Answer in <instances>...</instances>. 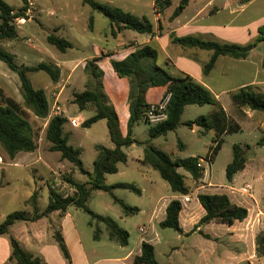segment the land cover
<instances>
[{"label": "rangeland", "instance_id": "obj_1", "mask_svg": "<svg viewBox=\"0 0 264 264\" xmlns=\"http://www.w3.org/2000/svg\"><path fill=\"white\" fill-rule=\"evenodd\" d=\"M6 1L16 9L24 4L22 0ZM33 1L34 3H28L30 17L33 16V19L27 24H20V36L17 39L1 41L2 46L15 53L19 63L27 65H36L44 61L54 65L60 63V66H62L64 60L72 61L87 57V61L77 68L73 78L70 80V84L65 89L64 94L61 95V104L65 110V115L69 119L64 125V132L70 137L72 144L81 148V158L84 166L88 172L92 171L93 162L97 155L96 145L102 144L110 148H113L115 145L109 135L107 120L101 119L91 127L83 126L82 122L92 116L94 111L81 110L78 104L72 101L67 103V99L71 97L73 92L82 91L87 88V85H83L84 81L87 83L90 81L93 83L97 82V78H93L91 75L93 71H100L101 68L91 56L99 54L101 52L100 49L112 48L113 46L123 47L130 41H141L144 35L132 29H123V31L117 32L116 35L113 34L110 20L104 14L94 10L89 4L84 3L83 0ZM97 1L122 7L135 14L145 15L154 22V0ZM181 1L173 0L172 5L167 8V14H172L177 9H180ZM206 2L207 0H190L189 4L175 17L171 25L175 27L179 23L188 21ZM212 8L210 6L202 14L201 18L209 16ZM92 15L94 16V24L91 28L90 17ZM226 16L227 13L222 11L219 14H213L211 18L213 20H223L226 19ZM252 17H258L260 22L258 21L259 23L249 26L248 32L253 33L257 31L259 35L258 38L255 37L247 43L257 41L260 36L264 37V32L261 33L260 31V27L264 26V0L258 1L252 8L242 12L237 19L240 22H244L250 20ZM17 25L19 26V24ZM56 27H60L57 34L66 37L73 43V46L68 47L65 51L48 42V35L55 33ZM217 38V35L214 34L213 39L219 40ZM261 41L257 44V46L259 45L258 51L264 55V39ZM37 49L42 52H34ZM0 64V102L2 101L3 94H5L15 97L21 103H24L20 92L19 75L11 70L4 61L0 60ZM63 70L62 66L60 85H63V82L66 80ZM29 76L35 87L46 91L51 105L53 103L51 92L56 85L51 76L45 71L31 72ZM212 109L213 106L210 104L203 106L188 105L182 115L181 124L175 130L156 138H151L150 136L149 130L151 125L149 123L140 121L134 126L133 136L144 143H134L124 147L128 153L129 160L126 163H119L120 170L116 173L108 174L106 176V183L129 182L139 187L142 190V194L123 188H118L114 191L116 197L124 200L131 206L139 207V212L125 216L122 206L115 200L113 195L101 189L93 190L89 207L96 213L112 218L121 227L128 230L130 232L128 245L121 246L117 242L110 240L105 224L100 225L101 238L95 239V226L90 225L91 215L74 204L69 206L68 213H70L76 225L83 246L92 259L114 255L123 256L128 249L136 245L140 236L139 226L143 225L148 218L154 195L151 191L153 184L150 181H153L154 184L157 183L164 195L172 194L169 182L161 176L157 169L140 163L147 143L156 146L175 158L200 156V159L204 161L206 179L215 183L212 188L205 187L203 191H218L222 193H230V186L232 184H229L230 181L227 178L226 169L227 165L234 158L235 144H240L247 157L246 165L248 167L243 175L238 176L240 183L236 182L233 186L240 188L245 183L250 182L253 184L256 193L258 188H262L264 184V144H259V141L264 137V111L260 110L256 116L250 119L247 118L246 122L239 121L242 129L238 132L225 135L222 148L215 160L211 161L207 155L213 143L215 131L212 129L208 130L205 126L196 123L194 124V129H192L187 123L195 121L201 115L209 114ZM28 117L33 125L35 137L38 141L36 154L41 155L53 169L46 168L43 160H30L34 155L31 152H22L15 159H10L9 154L0 145V223L9 213L15 210H31L32 206L27 201L35 190L39 191V206L45 209L49 202V183L54 184L64 195L71 193L69 185H67L69 183L63 179V175L74 173L76 168L70 161L64 160L59 152L51 150V142L46 138V130L50 117L38 118L30 110ZM72 118H79L81 124L73 126L70 121ZM259 118H262V121H258ZM252 122H255V125H251ZM180 141L183 143V146H180ZM179 170L185 175L186 182L193 186L194 182L190 173L183 168ZM75 175L79 180H85V178L89 177L88 173H83L78 168L75 171ZM259 176L263 180L258 179ZM234 192L236 194H230L233 196L237 195V193L240 194L237 190ZM50 217L53 216H45L43 218L50 220ZM25 223L31 222H26L25 220L17 221L16 226L18 227ZM47 223L51 224L48 221ZM60 225L61 223L55 224L57 228ZM54 229H51L50 232L53 233ZM158 233L163 242V245L159 246L157 251V259L161 264H193L191 259L183 254V252L172 253L170 248L176 245L187 246L191 238L183 237L182 239H178L177 230L160 225H158ZM216 262L212 264H219Z\"/></svg>", "mask_w": 264, "mask_h": 264}, {"label": "trees", "instance_id": "obj_2", "mask_svg": "<svg viewBox=\"0 0 264 264\" xmlns=\"http://www.w3.org/2000/svg\"><path fill=\"white\" fill-rule=\"evenodd\" d=\"M23 5L16 9L6 0H0V60L4 61L8 67L16 72L20 78V92L24 103L15 97L3 94L0 102V145L5 149L11 158L20 152H33L38 148V141L35 137L33 125L29 120V110L38 118H47L50 113V101L46 91L36 88L29 74L35 71L47 72L54 82L60 78V69L57 65L47 62H39L36 65H26L19 63L16 55L2 46L1 41L12 40L19 37V27L16 19L25 16L28 18L27 10L30 0H22ZM190 0H182L180 9H177L171 16L174 19ZM249 2L250 0H243ZM94 10L104 14L109 20L112 33L117 34L123 29H132L143 34H155L154 24L147 16H139L134 12L125 10L122 7L102 3L97 0H83ZM172 4V0H155V13L161 14ZM94 17H90V27H93ZM163 29L162 24L159 25ZM55 33L48 35V42L65 51L72 47L73 43L67 38ZM261 33L264 26L260 27ZM260 36L257 41L246 44L237 42H224L219 40H205L196 35L178 36L173 34V41L182 46L198 47L212 51L209 61L204 66V72L209 73L217 62L220 55H228L234 58H247L251 51L263 40ZM111 55V53H109ZM98 57L94 58L96 60ZM159 49L152 44L137 47L125 59H112V65L120 77L129 79V106L130 118L128 121V133L123 135L120 127L119 115L111 103L109 95L103 85V71H93L92 77L97 78V82H88L87 88L81 92H75L73 102L78 104L81 110H93L94 114L84 120L85 127H90L101 119L107 120L109 135L115 146L113 148L102 144L96 145L97 156L93 162V171L88 172L81 158L82 150L74 146L69 141V136L64 132V125L68 121L66 116H53L50 118L46 130V138L51 142L50 148L61 154L62 158L70 161L75 168L83 173H88L89 179L85 182L77 180L73 173L63 175L66 182L75 187L73 194L64 195L54 184L49 183V202L44 210L39 206V191L35 190L27 201L32 206L28 210H15L9 213L0 223V234L10 232L11 227L17 221H35L44 216H48L54 211L64 214L70 205H76L91 215L90 225L95 226V239L100 238L101 224H105L109 238L117 241L121 245L129 243L130 232L121 227L112 218L96 213L89 207L92 192L101 189L109 192L123 208L125 216L139 212V208L125 203L122 199L114 195L117 188L128 189L138 194L141 189L129 182H119L107 184V174L116 173L119 170V163L128 161V153L124 147L134 143L143 144L133 137L134 126L140 121H145L151 125L150 136L156 138L166 135L169 131L175 130L181 124V118L188 105L195 104L203 106L210 104L213 110L207 115L199 116L195 121L187 124L193 128L194 124L203 125L208 130H214L213 143L207 155L209 160H215L217 154L225 140V135L238 132L242 129L239 122L231 118L224 106L213 92L203 83L197 81L188 73L173 74L169 69L160 65ZM166 87L165 96L170 94V100L166 109L167 118L157 124H151L147 116V110L151 103L147 100V92L151 87ZM233 101L239 107H249L252 110L264 111V91L253 85L242 87L231 93ZM180 146L183 143L179 142ZM259 144H264V137ZM200 156H189L186 158L173 157L156 146L147 143L144 150L142 162L157 169L161 176L169 182L172 190L180 194H188L191 187L187 184L185 175L179 170L185 169L190 173L196 186L202 184L205 167L199 166ZM247 157L240 144L234 146V158L227 165L226 174L229 181L235 175L246 168ZM199 200L206 210L202 217V223L211 221L234 224L236 221H243L249 215L245 206L235 203L227 193H199ZM182 203L178 199L172 200L166 211V217L161 222L162 227L174 228L182 231L180 225V211ZM60 249L64 257L70 261L71 256L66 243L61 234L56 235ZM12 253L11 259L16 264H43L42 258L27 250L21 242L11 236ZM256 249L259 255H264V233H259L256 237ZM134 264H160L156 258L154 244L143 241L142 253L134 257Z\"/></svg>", "mask_w": 264, "mask_h": 264}, {"label": "crops", "instance_id": "obj_3", "mask_svg": "<svg viewBox=\"0 0 264 264\" xmlns=\"http://www.w3.org/2000/svg\"><path fill=\"white\" fill-rule=\"evenodd\" d=\"M258 1L260 0H250L249 2H244L241 0H207L206 4L200 8L188 21L179 23L177 26L173 27L171 25L175 19L171 18L173 13L167 14V8L161 14L155 13L154 0L155 18L154 22H151L154 24L156 32L155 34H143L144 38L141 41H130L123 47L113 46L112 48L100 49L101 52L99 54L91 56L93 59L98 57L95 61L104 72L103 85L106 93L111 98V102L118 112L120 127L123 135L126 136L128 133V121L130 118V107L128 100L130 82L128 78L117 75L112 65V59L123 60L137 47L146 44H152L159 49L158 62L160 65L169 69L170 72L173 74H179L182 72L188 73L197 81L206 85L222 103L228 115L237 122H246L248 120L247 118L250 119L256 116L260 110H252L249 107H239L233 101L231 93L249 85H253L264 91V55L259 53V45L251 51L247 58H234L228 55H220L217 59L215 67L207 74L204 72V66L209 61L212 51L198 47H188L177 44L173 41V34L178 36L196 35L205 40H214L213 36L215 34L218 37L217 39L220 41L245 44L255 37L258 38L259 32H248V28L254 23H259L260 19H258V17H252L248 21L240 22V20L237 18L242 12L252 8ZM31 3H34V1L31 0L30 4ZM210 6L213 7L210 11V15L201 18L202 14L206 12ZM222 11L227 13L226 19L213 20L211 18L213 14H219ZM138 15L144 16L141 14ZM32 19L33 16H29L24 24H27ZM160 23L163 26L162 30L159 28ZM20 26L21 25L19 24L18 27ZM56 28H59L60 30V27ZM34 52L41 53L42 51L37 49L34 50ZM109 53H111V55ZM86 61L87 57L74 59L72 61H63V72L66 76V80L63 82V85H60L62 66H60V63L56 64L60 69V78L58 82H55L56 85L51 92L53 101L54 96L59 94V99L61 102V95L64 94L65 89L70 84V80L73 78L75 71ZM83 85L86 86L87 82L84 81ZM75 92H73L71 97L67 99V103L70 101L73 102ZM165 92L166 87L164 86L151 87L147 92L148 102L151 104L158 103L162 100L161 98ZM63 116H66L65 110ZM74 119L78 120L79 125L81 124L79 118ZM258 121H262V118H259ZM251 125H255V122H252ZM192 129H194V126ZM36 150L31 152L34 155L30 160H43L44 166L46 168L53 169V167L50 166L41 155L36 154ZM21 153L22 152L18 153L15 158ZM143 157L140 159V163L147 165L142 162ZM247 167L248 165H246V168L243 171L238 172L229 184L234 185L236 182L240 183L238 176L243 175L246 172ZM75 171L76 169L74 170L73 176L76 178ZM76 179L79 180L78 178ZM88 179L89 177L85 178V180L79 181L85 182ZM258 179L263 180L261 176H259ZM150 182L153 184L151 191L154 195L152 197L148 218L143 225L139 226L140 236L136 245L128 249L123 256L114 255L92 259L81 242L79 232L70 213H68V210L64 214H61V212L57 210L48 215L53 216L50 217V220H45L43 217L35 221L25 220L26 222L31 223H25L23 225H19L18 227L15 223L11 227L9 233L0 234V264H16V262L11 259L12 235L15 236L27 250L31 251L37 256H40L42 258L43 264H134V257L142 253L143 241H148L154 244L157 258L158 247L163 245L161 236L158 233V225L161 226V222L165 219L169 203L174 199H181L183 195H190L191 200L186 202L180 211L179 220L182 231H177V238L182 239L183 237H186L191 238V240L187 246H171L170 248L172 253L183 252V254L191 259L193 264H212L216 261V263L219 264H264V255H259L256 249V237L259 233H264L263 183L262 188H258L257 193L254 190V198L238 193L237 195L233 196L232 194L236 193L230 192L232 193L230 194L229 192H226L235 203L245 206L249 211V215L243 221H236L232 225H225L215 221L208 223L201 222L202 217L206 214V210L201 204L198 195L199 193H204L203 189L205 187L212 188L213 184L215 185V183L206 179L205 173L200 186H196L194 180L193 186L187 183L191 187V191L188 194H180L172 190L171 195H164L157 183L154 184L153 181ZM67 185H69V189L71 191L70 194H73L75 192V188L71 184ZM207 193L222 192L212 191ZM140 194H142V190ZM41 210L44 209L41 208ZM47 221L51 224H48ZM57 223H61L58 228L55 226ZM51 229H54L53 233L50 232ZM141 229H143V231H141ZM58 233L61 234V236L65 239L64 242L66 243L71 256L70 261L64 257L60 249L56 237Z\"/></svg>", "mask_w": 264, "mask_h": 264}, {"label": "built area", "instance_id": "obj_4", "mask_svg": "<svg viewBox=\"0 0 264 264\" xmlns=\"http://www.w3.org/2000/svg\"><path fill=\"white\" fill-rule=\"evenodd\" d=\"M27 15H28V17L30 16L29 8L27 10ZM26 20H27V18L25 16H23V17L17 18L16 22L18 24H24L26 22ZM169 100H170V94L165 96L158 103H154V104L150 105V107L147 110V116L150 120V123L157 124V123L164 121L167 118L166 109H167ZM63 113H64V110H63L62 104H61L60 99H59V94H57L54 96V101L50 105L49 117L51 118L53 116H63ZM71 124L73 126H78L79 122L77 119L73 118V119H71ZM199 166L204 167V161L201 159L199 161ZM230 189H231L230 192H232V193H235L234 191L237 190L242 195H247L251 198H254V196H253L254 187H253V184L250 182L245 183V185H243L240 188H236L232 185V186H230ZM179 200L181 201L182 206H183L186 204V202L191 200V196L190 195H183L182 198ZM141 231H143V229H141Z\"/></svg>", "mask_w": 264, "mask_h": 264}]
</instances>
